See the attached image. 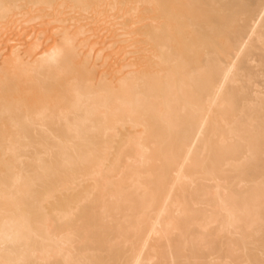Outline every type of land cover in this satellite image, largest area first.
<instances>
[{
  "label": "bare ground",
  "instance_id": "1",
  "mask_svg": "<svg viewBox=\"0 0 264 264\" xmlns=\"http://www.w3.org/2000/svg\"><path fill=\"white\" fill-rule=\"evenodd\" d=\"M0 264H264V0H0Z\"/></svg>",
  "mask_w": 264,
  "mask_h": 264
}]
</instances>
